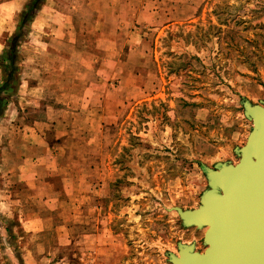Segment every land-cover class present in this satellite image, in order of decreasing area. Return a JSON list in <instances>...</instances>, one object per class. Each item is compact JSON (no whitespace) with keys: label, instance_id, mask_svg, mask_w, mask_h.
I'll list each match as a JSON object with an SVG mask.
<instances>
[{"label":"rangeland","instance_id":"obj_1","mask_svg":"<svg viewBox=\"0 0 264 264\" xmlns=\"http://www.w3.org/2000/svg\"><path fill=\"white\" fill-rule=\"evenodd\" d=\"M36 1L30 10L35 0H0V264H38L30 255H38L40 236L19 228L17 214L48 205L7 196L25 182L20 167H30L25 130L33 124L43 134L49 101L61 94L74 101L56 130L72 137L56 171L67 199L50 201L49 211L76 216H53L49 224L98 227V264H172L179 243L203 252L207 228L183 226L174 208L199 207L209 188L204 166L240 160L253 129L244 104L264 101V0ZM64 17L80 28L77 39L86 36L83 56L51 51ZM10 50L15 79L4 91ZM93 63L96 77L87 75ZM89 91L102 103H77ZM108 98L118 99L116 114ZM43 180L32 193L48 198ZM2 223L17 230L6 233Z\"/></svg>","mask_w":264,"mask_h":264},{"label":"crops","instance_id":"obj_2","mask_svg":"<svg viewBox=\"0 0 264 264\" xmlns=\"http://www.w3.org/2000/svg\"><path fill=\"white\" fill-rule=\"evenodd\" d=\"M99 21L101 20H98L97 22ZM57 24L61 25V29L58 30L59 33L53 35L49 40V43L52 45V47L56 48V50H51V48L49 50H51L52 52L58 51L57 53L60 54L61 57L65 56L69 58V54L70 57L77 55L78 57H80L81 55L83 56L85 54V51L83 49H85L86 36L84 34H80L77 39L80 28H74L73 22H71L69 18L65 17L58 20ZM74 31L76 34L74 33ZM72 36H76V40L74 38L72 39ZM67 37H69V39H67ZM57 46L59 47V50H57ZM71 46L72 51H69V47ZM119 60H121V58ZM98 62L99 60H97V63ZM78 63H80V61ZM97 63L87 65V70L89 69L87 75L91 74L94 77L99 75L100 68ZM81 68H84L83 65H81ZM97 83L99 84V82ZM95 87L96 84L90 86L91 89H95ZM64 95L65 94H61L57 98H54L55 101H49V111L46 113L45 118L40 123L42 129H44L43 134H39L38 132L40 126H33V124H29V130H25L24 135L26 137H29L28 147L30 152L28 151L29 155L25 159H23L25 156H22L24 155V149H21L19 153L21 155V159H23L24 162H30V167H20L23 177L21 181L23 180L25 182H23V184L21 182L17 184V187H19L17 191L14 190V194L7 197L14 196L18 199L22 195L21 199H23V201L34 203L45 202L48 205V208L45 209H39L37 206L31 204L30 208L28 209L20 210L18 208L19 211L17 216L18 218H20L18 219V221L20 220L22 222L19 224V228H21L24 232L30 233L31 235L36 234L35 236H40L39 240L37 237L38 241L37 245L35 246L38 250L37 253L39 256L37 254L34 256H32V254L30 255L37 260L38 264H98V261H102L103 259L101 256V249L104 246L103 244H101V241H99L100 238H98L100 233L98 227L91 228L87 225L81 224H49V219L53 216L63 218L65 216H67V218H69L68 216H76L75 214H72L70 212L69 215H67V211H63L62 213L59 211H49L50 201L53 202L52 204L54 206L56 203L60 201L63 202L67 199L64 198L62 194V190H64V178L62 176H58V174L56 173L58 169H62L66 164L64 161L68 158L67 154L70 151V149L67 147V143L72 140L69 139L72 137H70L71 135L67 134V132L62 134L61 132L56 131L57 129H59V127L64 126L63 121H66L64 116L67 113V107L74 102L73 100H69L67 98L65 99ZM101 99L102 96H96L95 94H92L90 92V96L79 98L77 100V103L98 105L102 103ZM112 100L114 106L113 108H111V111H113V114H116L119 108V101L117 98H108V100L105 101V105H109ZM98 120L101 127L103 120H101V118ZM52 128L55 132L52 130ZM45 129H49V131L46 132ZM37 140L39 142H37ZM37 151L42 153L49 152V160L43 162L39 159V155L35 157L30 154L36 153ZM88 163H90V165L96 166L95 162ZM41 178L44 179L42 181L44 186L47 187V189L49 188L48 198H42L32 193L34 191V188L38 185V182L41 181ZM86 180L89 179H85V181ZM86 182L90 183L89 181ZM26 194H32L34 198H29L28 200H26ZM0 198H2L1 194ZM79 212L80 217L85 215L84 211L82 212L78 210L77 213ZM11 215L16 214H8V217H11ZM10 224H12L13 226L9 227L5 225V223L4 225L2 223L3 229L6 233L15 232L17 230V227L14 226L13 223ZM49 236H51V240H49ZM107 250L108 249L105 248V255L107 254Z\"/></svg>","mask_w":264,"mask_h":264},{"label":"water","instance_id":"obj_3","mask_svg":"<svg viewBox=\"0 0 264 264\" xmlns=\"http://www.w3.org/2000/svg\"><path fill=\"white\" fill-rule=\"evenodd\" d=\"M244 106L253 129L239 162L204 166L209 188L199 207L174 208L183 226L207 228L205 250L179 243L172 264H264V101Z\"/></svg>","mask_w":264,"mask_h":264},{"label":"trees","instance_id":"obj_4","mask_svg":"<svg viewBox=\"0 0 264 264\" xmlns=\"http://www.w3.org/2000/svg\"><path fill=\"white\" fill-rule=\"evenodd\" d=\"M36 0H35V2L32 4V6L30 7V10H32L34 7H33V5L35 4L36 5ZM32 18V16H30V15H27V16H25L24 17V19H23V23H25L26 21H28V20H30ZM15 54H14V50H10V52H9V54H8V60L11 62V63H13V64H11L10 65V67H11V71L9 70V73L7 74V76H6V80H5V82H4V87L2 88L4 91H12L13 90V88H12V83H14V77H15V70H16V65H15ZM5 103H4V98L2 99V98H0V115H1V113H2V110H3V105H4Z\"/></svg>","mask_w":264,"mask_h":264}]
</instances>
